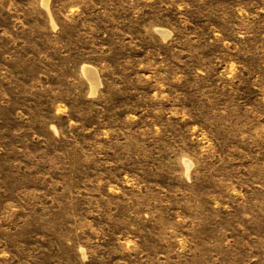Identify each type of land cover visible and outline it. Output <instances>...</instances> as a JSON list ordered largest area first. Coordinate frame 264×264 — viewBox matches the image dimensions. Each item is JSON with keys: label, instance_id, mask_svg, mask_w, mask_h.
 <instances>
[{"label": "rangeland", "instance_id": "374dc122", "mask_svg": "<svg viewBox=\"0 0 264 264\" xmlns=\"http://www.w3.org/2000/svg\"><path fill=\"white\" fill-rule=\"evenodd\" d=\"M0 264H264V0H0Z\"/></svg>", "mask_w": 264, "mask_h": 264}]
</instances>
